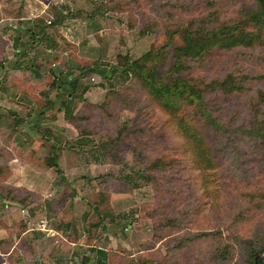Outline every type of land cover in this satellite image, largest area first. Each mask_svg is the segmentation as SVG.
Wrapping results in <instances>:
<instances>
[{
	"label": "rangeland",
	"instance_id": "1",
	"mask_svg": "<svg viewBox=\"0 0 264 264\" xmlns=\"http://www.w3.org/2000/svg\"><path fill=\"white\" fill-rule=\"evenodd\" d=\"M254 6V0H0V198L8 202L0 204V264L249 263V243L264 245V204L244 198L264 194V150L234 131L264 123V46L188 61L170 77L178 45L172 43L159 62L163 81L179 75L207 87L208 109L231 129L228 138L207 136L215 149L228 147L204 179L173 124L124 66L127 59L148 60L168 29L206 16L211 25L241 22L242 11ZM228 75L242 88L226 95L208 88ZM258 75L263 79L242 82ZM58 77L74 82L72 95L66 85L57 89ZM52 156L64 176L46 166ZM158 159L174 165L151 169ZM29 164L38 178L16 171ZM15 197L24 203L11 209ZM42 219L50 228L45 234L35 231Z\"/></svg>",
	"mask_w": 264,
	"mask_h": 264
},
{
	"label": "trees",
	"instance_id": "2",
	"mask_svg": "<svg viewBox=\"0 0 264 264\" xmlns=\"http://www.w3.org/2000/svg\"><path fill=\"white\" fill-rule=\"evenodd\" d=\"M254 4L255 6L251 11H242L245 18L241 22L236 23L233 21L232 23L211 25L208 23V16H206L192 18L182 27L168 29L165 33V43L169 41V44L166 45L164 43L159 48H154L146 61L141 59L130 63V60L127 59L128 61L124 66L127 70L126 72L132 73L140 81V85L151 102L173 124L177 135L184 141L194 169L201 172L202 179H204V174L207 171H214L220 167L221 161L218 153L224 157L222 150L228 147L220 144L216 145L215 149L208 142L207 136L211 133L216 139L228 138L225 134L229 133L230 128L214 117L208 109V103L205 98L206 91H203L207 87H198L189 79L179 75L171 81H163L164 78L161 77L159 71V62L164 58L165 51L172 43H177L178 45L173 47V52H171L173 61L166 73L170 77L185 68L188 69V61L203 59L214 53L231 51L239 47L253 49L257 46H264V0H254ZM54 10L55 22L61 23L63 15L57 9ZM149 62H153V64L149 66ZM261 79L263 77L260 75L246 76L242 82L248 83ZM56 85L59 90L63 89L64 85L67 86L66 89L69 90L65 93L66 96L74 93V82L69 79L58 77L56 78ZM212 86L216 87V91L223 95L242 88L240 82H236L233 75H228L226 79L220 82L210 83L208 88H212ZM218 101L219 99L216 96V102ZM234 132L244 136L241 140L252 139L253 142L251 144L258 151L264 150V123L258 127L239 128ZM241 140L235 143L233 147L239 148L243 145ZM173 165L174 163L166 164L165 161L158 159L154 160L150 168L163 170ZM46 166L54 169L62 177V170L55 156L51 157V162L46 163ZM11 190L16 191L14 189ZM12 194L13 192H9L7 195L11 197ZM22 198L15 197L10 199V201L24 203ZM244 200L252 203L255 207L261 206L264 204V194L245 196ZM208 235V233H204L203 237ZM248 246V264H250V259L252 258L253 263L257 258L258 263L264 264V257L260 259L257 257L264 253V245L259 246L255 242H250Z\"/></svg>",
	"mask_w": 264,
	"mask_h": 264
},
{
	"label": "crops",
	"instance_id": "3",
	"mask_svg": "<svg viewBox=\"0 0 264 264\" xmlns=\"http://www.w3.org/2000/svg\"><path fill=\"white\" fill-rule=\"evenodd\" d=\"M68 154V153H67ZM67 154H64V157H66L67 158V160H69L68 158V155ZM59 164V163H58ZM60 166V165H59ZM17 172H22V173H26V174H28L29 176H31V177H34V178H38L39 177V170H36L35 169V167L31 164V166H30V164L27 166V167H25V165H23V166H21V165H18V167H17V170H16ZM19 174V173H18ZM14 176H15V174H14ZM62 176H64V175H62ZM12 186H14V185H12L11 184V188H13ZM17 187H19L18 185H16ZM15 186V187H16ZM30 190V189H29ZM11 202V204H13V205H9V207H11V209L12 208H14L13 206H16L18 203L16 202V203H13L12 201H10ZM8 202H6L5 200H1V198H0V204L2 205V204H7ZM16 204V205H15ZM67 204V203H66ZM65 204V207H64V209L65 210H68L69 209V206H67ZM5 207V209L2 211V213H4V215L7 213V211L6 210H8V206H4ZM24 212V210H22L21 211V214H25V213H23ZM55 215V214H54ZM60 216L61 217H63L64 219L66 218V216H63V215H60V214H58L57 215V217H59L60 218ZM86 216V213H84L83 214V217H85ZM52 220H55L54 219V216L52 215ZM43 220H45V219H42L41 221H43ZM41 221H39V223H38V226H37V228L35 229V231L36 232H41V234L43 233V234H45L46 233V231H49L50 230V228L47 226V224H46V226H47V228H48V230H47V228L46 229H41L40 228V223H41ZM26 222H28V221H26ZM69 221H67V222H64V223H66L65 224V226H69V223H68ZM52 231L56 234V235H61L60 233V231L58 230V228L57 227H55V226H53L52 228ZM33 229H31V228H29V229H26L25 231H24V233L23 234H28L30 231H32ZM40 233H37L36 234V236H42ZM61 238H63V236H61Z\"/></svg>",
	"mask_w": 264,
	"mask_h": 264
},
{
	"label": "built area",
	"instance_id": "4",
	"mask_svg": "<svg viewBox=\"0 0 264 264\" xmlns=\"http://www.w3.org/2000/svg\"><path fill=\"white\" fill-rule=\"evenodd\" d=\"M45 227H46V221L43 220V221H41V223H40V228H41V229H45Z\"/></svg>",
	"mask_w": 264,
	"mask_h": 264
},
{
	"label": "water",
	"instance_id": "5",
	"mask_svg": "<svg viewBox=\"0 0 264 264\" xmlns=\"http://www.w3.org/2000/svg\"><path fill=\"white\" fill-rule=\"evenodd\" d=\"M253 264H259V263L257 262V258H256V261H255Z\"/></svg>",
	"mask_w": 264,
	"mask_h": 264
}]
</instances>
